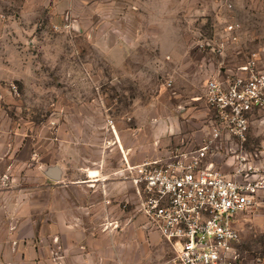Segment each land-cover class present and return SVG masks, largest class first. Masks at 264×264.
I'll return each instance as SVG.
<instances>
[{"label":"rangeland","instance_id":"rangeland-1","mask_svg":"<svg viewBox=\"0 0 264 264\" xmlns=\"http://www.w3.org/2000/svg\"><path fill=\"white\" fill-rule=\"evenodd\" d=\"M229 23L240 25L233 43L225 32ZM209 39L221 49L200 46ZM251 61L264 67V0L1 4L0 241L11 243L20 236L10 227L34 221L7 214L28 208L30 191L42 209L46 173L63 160L65 147L88 143L96 157L94 149L106 140L93 133L111 129L112 120L130 124L131 110L172 116L181 129L166 144H152L150 159L166 161L176 148L201 146L212 114L204 101L205 82L225 81L232 76L228 69L236 72ZM250 143L264 144V130L253 129ZM72 153L76 160L86 155ZM14 162L33 167L11 168ZM122 172L117 175L130 181ZM135 195L136 206V190ZM35 221L46 225L44 217ZM238 223L241 264H264V207L243 213ZM4 253L0 249V260L12 262Z\"/></svg>","mask_w":264,"mask_h":264},{"label":"built area","instance_id":"built-area-1","mask_svg":"<svg viewBox=\"0 0 264 264\" xmlns=\"http://www.w3.org/2000/svg\"><path fill=\"white\" fill-rule=\"evenodd\" d=\"M239 28L225 25L232 43ZM200 46L222 45L209 39ZM229 71L227 80L204 84L212 114L201 146L122 170L135 186L136 212L171 246L178 264H241L239 216L264 207V144L250 145L251 131L264 130V67L251 61Z\"/></svg>","mask_w":264,"mask_h":264},{"label":"crops","instance_id":"crops-1","mask_svg":"<svg viewBox=\"0 0 264 264\" xmlns=\"http://www.w3.org/2000/svg\"><path fill=\"white\" fill-rule=\"evenodd\" d=\"M6 2L14 0H0V7ZM126 116L130 124L112 120L111 129L93 133L106 140L94 149L96 157L89 154L93 148L88 143L65 147L63 160L51 164L57 166L59 178L44 179L47 195L40 211L30 191L25 194L28 208L7 214L34 221L29 227H10L20 237L9 244L0 241L4 256L13 259H1L0 264H178L171 246L136 212L135 186L117 172L150 159L152 144H166L181 129L174 117L150 114L148 108ZM77 149L86 155L76 160L72 151ZM16 166L33 164L11 163V168ZM39 217L46 219L45 226L35 225Z\"/></svg>","mask_w":264,"mask_h":264},{"label":"water","instance_id":"water-1","mask_svg":"<svg viewBox=\"0 0 264 264\" xmlns=\"http://www.w3.org/2000/svg\"><path fill=\"white\" fill-rule=\"evenodd\" d=\"M46 174L52 180H57L59 178L58 170L54 168L49 169Z\"/></svg>","mask_w":264,"mask_h":264}]
</instances>
